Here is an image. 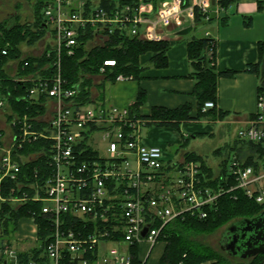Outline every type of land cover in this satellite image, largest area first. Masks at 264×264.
I'll return each instance as SVG.
<instances>
[{
  "label": "built area",
  "instance_id": "obj_1",
  "mask_svg": "<svg viewBox=\"0 0 264 264\" xmlns=\"http://www.w3.org/2000/svg\"><path fill=\"white\" fill-rule=\"evenodd\" d=\"M144 11L141 1L43 0L45 35L37 42L39 51L23 57L44 56L48 61L17 80L32 84L27 99L46 110L34 116L7 115L11 134L5 138L0 133V203L18 209L27 201L43 202L29 219L35 238L28 250L39 246L35 219L40 213L49 221L51 239L37 257L24 260L19 253L28 250L0 238V264H135L134 252L138 264H148L168 223L184 214L207 217L224 192L241 189L264 204V160L259 166L246 165L233 154L224 179L232 177L235 184L229 189L205 185L201 161L167 159L162 147L145 143L144 130L152 120L131 105H114L106 96L99 101L93 92L90 103H78L81 83L70 85L64 77L63 55L75 56L85 36L91 35L90 45H104L116 31L159 41L165 39L166 27L194 23L197 12L206 20L211 17L206 0H168L153 16ZM18 62L10 61L16 64L12 75ZM116 65L115 59H105L99 74L92 76L94 82L101 77L97 83H111L105 75ZM131 78L120 74L116 81ZM213 108V101L205 103V110ZM0 109L10 113L8 95L1 92ZM237 136L253 142L264 139L263 100ZM37 142L39 151L23 154L26 145ZM38 156L48 174L36 169L34 181L18 180L22 165ZM6 180L19 181L20 194L11 188L4 196Z\"/></svg>",
  "mask_w": 264,
  "mask_h": 264
},
{
  "label": "trees",
  "instance_id": "obj_2",
  "mask_svg": "<svg viewBox=\"0 0 264 264\" xmlns=\"http://www.w3.org/2000/svg\"><path fill=\"white\" fill-rule=\"evenodd\" d=\"M32 2L33 19L31 22H25L21 19L19 11L6 19L0 21V81L1 93L8 95L10 113L12 115L29 114L34 116L43 113L46 108L38 103H33L27 99V90L32 86L29 82H21L17 77L29 73H36L42 66L47 63V59L34 55L23 57L21 49L22 44L30 46L35 45L45 35L42 25L41 8L43 0H29ZM139 3L140 0H129ZM223 10L237 0H218ZM103 6H109V3L103 2ZM187 3L184 5L186 6ZM258 8H264L263 1H259ZM205 20V16L197 12L195 23ZM228 15L221 18V23H226ZM195 27H193L194 29ZM91 35L85 36L81 41L78 52L75 56L63 55V74L70 85L80 84V94L77 99L79 104L91 102L94 79L92 76L99 74V67L107 58L116 60L117 65L110 68L105 75L104 80L115 83L117 76L122 74L127 77L141 81L142 72L147 66L142 65L140 58L148 53L151 54L150 61L155 67H166L168 65L167 52L171 46L168 39L159 41L142 40L138 37L120 36L118 31L104 45H90ZM188 56L192 67L190 75L195 78L196 83L193 94L197 99L196 112L193 111L191 103L167 108L155 106L149 114H144L152 122L149 126L172 127L180 130L181 124L186 121L201 119H223L229 112L216 110V108L205 110L204 106L207 101L216 103L218 99V79L220 77H233L237 74L234 70L219 71L216 67L217 47L216 39L210 35L193 37L187 42ZM6 51V54L3 53ZM259 59L256 63H251L246 68L253 74H256L260 83L258 86V99H264V40L258 42ZM18 60V68L15 75L8 72L7 63ZM28 63V65H26ZM104 84L101 83V85ZM23 99L18 100L19 97ZM146 103V91L139 87L135 95V102L131 105L133 109L139 111L140 107ZM2 133V131H0ZM187 138H184L182 145H185ZM181 145V146H182ZM41 143H32L23 149L24 155L40 150ZM230 153L237 155L246 165L259 166L264 160V139L259 142L237 139L234 144H228L226 147ZM222 149H217L216 153L220 154ZM186 159H195L201 161L204 173V184L214 187L229 189L235 184V179L230 177L227 181L224 179L228 175L227 159L220 162V170L215 173L205 159L196 152H185ZM43 163L41 158L35 157L31 161L22 165L21 175L18 180L25 182L34 181L36 169H41L43 173L48 174L49 168ZM28 177V179H26ZM18 182L6 180L2 189L3 195H9L11 188L14 193L20 194ZM11 203H0V226L2 231L1 237L12 236L15 234L24 220L31 218L32 211L40 212L43 202L27 201L18 209ZM264 210V204L256 202L245 195L241 189L227 191L219 196L217 205L209 210L205 218H199L191 214H184L168 223L161 233L160 242H164L163 253L158 264H238L234 263L232 257L217 250L208 243L198 239L220 229L225 228L232 222L240 221L245 218H251ZM36 222L39 226L38 237L39 246L28 251L19 253L20 257L27 260L37 257L41 253L44 245L51 239V228L49 221L43 214H38ZM135 253L134 263H139L137 253ZM264 254H258L251 258L248 264H263Z\"/></svg>",
  "mask_w": 264,
  "mask_h": 264
},
{
  "label": "crops",
  "instance_id": "obj_3",
  "mask_svg": "<svg viewBox=\"0 0 264 264\" xmlns=\"http://www.w3.org/2000/svg\"><path fill=\"white\" fill-rule=\"evenodd\" d=\"M140 1L145 9V14L149 16L155 15L163 4L168 3V0ZM259 1L264 3V0H237L236 4L229 6L227 10H223L220 9L218 0H215V3H212V0L210 3L209 0H206L210 19H205L197 24L191 21L179 26L172 24L164 30L165 38L171 43L167 52L168 65L166 67L147 66L151 62V54L143 55L140 62L147 68L142 72L144 78L141 79L140 83L133 78L103 85L96 83L94 89L92 88L94 97L100 101L106 96L114 105L130 106L134 104L137 89L141 87L146 91V103L139 109L142 114H149L155 106L174 108L185 103H191L193 111L196 112L197 99L193 94L196 80L190 75L192 67L187 50L188 40L185 39L184 35L177 32L190 25H192V29L193 27L196 28L197 25L203 23L210 26L206 28L204 35H210L216 39L217 57L215 63L217 70H234L237 72L233 77H220L218 79L216 110L228 111L229 114L218 120L205 118L186 121L181 124L180 130L172 127L155 126L151 129L149 136L145 137V143L157 145L164 149L168 144L181 143L184 136L188 137L191 133L192 135H213L218 124H227L235 120L234 122L246 126L250 119L255 116L259 107L258 86L260 79L256 74L246 71L249 64L258 61V42L264 40V8L261 10L258 8ZM224 15H228V20L226 23H221V18ZM102 88L105 93L100 92ZM95 90L97 93L94 92ZM233 113L234 116H232ZM237 139L238 136L231 144H234ZM183 153L178 155V158L181 159ZM164 155L167 159H172L171 153L166 148ZM22 223H25L24 227H21ZM23 228H26L27 231L24 234H22ZM30 228L35 238L34 224L29 220L20 223L16 240L18 245H22V248H18V250H28L34 244L33 242L29 244L30 246L23 245V242H26L30 235ZM11 243L14 245V242ZM164 245L163 242V249Z\"/></svg>",
  "mask_w": 264,
  "mask_h": 264
},
{
  "label": "rangeland",
  "instance_id": "obj_4",
  "mask_svg": "<svg viewBox=\"0 0 264 264\" xmlns=\"http://www.w3.org/2000/svg\"><path fill=\"white\" fill-rule=\"evenodd\" d=\"M16 10L19 11L20 17L23 21L25 22L32 21L33 19L32 2L29 0H0V21L11 16ZM207 27L210 26H207V24H203V23L197 25L196 28L192 29V31L184 35V37L185 39L190 40L193 37L204 36ZM37 44L32 46L28 44H22L21 49L23 51V54H28L31 52L35 53L36 51H39L40 47L39 44L38 45ZM7 65H9V63H7ZM152 65H153L152 62H150L147 66L151 67ZM8 68H9L8 72L14 74L16 70V64L10 63V66ZM99 78L101 77L95 78L93 87L96 85V83L98 82L96 80H99ZM94 92L97 93L96 90ZM100 92L105 93L102 89H100ZM7 114H8L7 110L0 109V130L4 132L5 138H8L11 134L9 123L7 121ZM232 116H234V113L232 114ZM230 119L233 120L234 118H230ZM209 120H214V119H209ZM234 121L235 120H233V122H228L227 124H218L215 133L213 135L211 134L192 135L191 133L189 134L188 137L184 136V138H187V142L185 143V145H182V143L184 142L183 139L181 143L168 144L166 145L165 148L171 153L172 159H180L178 158L179 157L178 155H180L182 152H184L183 154H185V152H196L198 155H201L205 159L207 164L212 167L215 173H218L220 170V162L222 160L227 159L228 165L230 164L233 153H230L229 149L226 147L228 146V144H231L233 142V140L237 137V130L241 126H243V124L236 123ZM153 127L155 126L152 127L148 126L147 128H145L144 130L145 137L149 136L151 129ZM95 146L100 147L99 150L102 153H105V148H103L102 144L97 143ZM217 149H222L220 154L216 153ZM24 225L25 223H22L21 227H24ZM224 230H225V226L221 227L220 229H217L212 233L199 236L198 239L208 243L217 250H221L219 245V240ZM26 232H27L26 228H23L22 234ZM16 234L17 232L7 238L10 239L11 242H14V246L16 248H22V245L17 244ZM29 234L30 235L27 237L26 242H23L24 246H28L29 244H32L34 242L33 231L31 228L29 230ZM1 236H2V231L0 226V238H4ZM4 239H6V237ZM162 249H163V242L159 241L151 252V255L148 259V264H157ZM231 259L233 260L234 263L248 264L251 258L240 259V258L232 257Z\"/></svg>",
  "mask_w": 264,
  "mask_h": 264
},
{
  "label": "water",
  "instance_id": "obj_5",
  "mask_svg": "<svg viewBox=\"0 0 264 264\" xmlns=\"http://www.w3.org/2000/svg\"><path fill=\"white\" fill-rule=\"evenodd\" d=\"M215 3V0H212ZM192 25L180 29L177 33L186 35ZM143 231L144 234L147 228ZM220 249L227 255L240 259H249L264 254V210L259 214L232 222L223 231L219 240Z\"/></svg>",
  "mask_w": 264,
  "mask_h": 264
}]
</instances>
